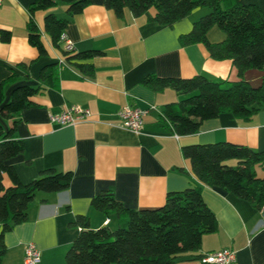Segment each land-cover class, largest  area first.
Wrapping results in <instances>:
<instances>
[{"label": "crops", "instance_id": "obj_1", "mask_svg": "<svg viewBox=\"0 0 264 264\" xmlns=\"http://www.w3.org/2000/svg\"><path fill=\"white\" fill-rule=\"evenodd\" d=\"M35 0H1L0 2V83L14 72L21 78L6 87V100L16 85L41 84V70L60 63L57 87H48L33 97V104L19 114L17 134L25 150L10 159L20 180L29 183L47 168L72 171L70 187L62 192L37 193L30 206L28 220L6 233L7 253L2 264H24L25 249L34 243L41 252L38 264H68L66 253L78 236V215L89 216L91 226L98 228L116 222L91 205L93 196L111 191L129 209L156 208L164 204L169 192L202 185V195L216 214L219 228L203 236L202 246L194 254L231 248L236 258L229 264L264 263V206L261 210L231 192L203 185L183 154V146L228 141L254 150H264V109L250 121L231 113L203 121L193 134L178 135L163 121L166 104L187 97L168 86L157 90L143 80L149 75L161 78H189L198 74L213 79L244 78L253 86L264 83V71L248 69L241 76L229 58H215L202 43L184 44L180 37L192 30L194 22L207 12L196 8L173 26L134 16L123 17L105 5L104 0L90 4L75 15L64 30L75 53L100 52L90 62L92 73L84 72L66 60L45 30V17L54 12L66 15L67 6L38 10L36 23L48 54L39 57L30 44L27 22L29 6ZM264 11V0H242ZM1 29L11 31V39H1ZM211 43L223 42L225 33L213 26L207 32ZM29 69L20 65L30 63ZM65 59V63L63 60ZM72 105L91 111V117L75 125H60L50 120ZM125 105L149 109L140 133L122 126L118 111ZM154 107V108H152ZM5 123V127L10 126ZM264 177V168L257 166ZM6 184H10L8 178ZM46 199L47 201H44ZM1 229V224H0ZM184 264H201L200 259Z\"/></svg>", "mask_w": 264, "mask_h": 264}, {"label": "trees", "instance_id": "obj_2", "mask_svg": "<svg viewBox=\"0 0 264 264\" xmlns=\"http://www.w3.org/2000/svg\"><path fill=\"white\" fill-rule=\"evenodd\" d=\"M107 8L123 17L126 11L142 16L154 10L150 20L173 26L189 16L194 9L207 12L198 18L192 30L181 35L184 44L202 43L215 58H229L241 76L248 69L264 71V11L242 0H104ZM90 0H35L29 6L27 22L30 44L39 51V57L48 54L36 23L38 10H50L66 5V15L49 12L45 30L52 43L62 51L71 64L92 73L90 60L100 54L97 50L75 53L66 50L60 38L71 19L81 13ZM218 26L226 35L223 42L211 43L207 32ZM11 31L1 29V39L8 42ZM30 63L20 65L29 69ZM60 63H51L41 70V84H18L11 98L6 100V87L21 78L13 73L0 83V264L7 253L6 233L28 220L29 209L38 192L49 194L67 190L73 180L72 171L54 167L44 169L38 177L24 183L10 159L23 153L25 143L17 134L19 114L33 104V97L48 87H57ZM264 79V74H263ZM143 82L157 90L172 87L182 100L166 104L162 118L178 135L196 133L203 121L222 113L250 121L264 109V83L253 86L240 78L234 81L213 79L203 74L189 78H161L147 76ZM11 123L8 128L5 123ZM183 154L203 185L219 187L249 201L256 209L264 206V177L257 166L264 168V150L258 151L243 144L220 141L183 146ZM10 180L6 184L5 179ZM44 201H47L44 199ZM91 205L106 217L115 215L116 225L91 226L90 218L78 215L74 224L80 232L70 244L68 264H184L185 260L200 259L194 253L202 246L203 236L218 230V220L202 195V185L169 192L163 205L156 208L129 209L120 203L111 191H103L91 199ZM264 264V263H263Z\"/></svg>", "mask_w": 264, "mask_h": 264}, {"label": "built area", "instance_id": "obj_3", "mask_svg": "<svg viewBox=\"0 0 264 264\" xmlns=\"http://www.w3.org/2000/svg\"><path fill=\"white\" fill-rule=\"evenodd\" d=\"M1 2V0H0ZM60 42L69 51L74 50L72 42L67 38L65 32L62 33ZM65 63V59L63 60ZM154 108V107H152ZM149 109H142L133 105H125L118 114L122 121V126L135 133H140L143 128L144 118ZM91 111L81 105H72L59 113H52L50 120L60 125H75L91 117ZM236 258V251L231 248H223L218 251L204 253L200 258L201 264H229ZM41 252L34 243H29L25 249L24 264H38L41 262Z\"/></svg>", "mask_w": 264, "mask_h": 264}, {"label": "rangeland", "instance_id": "obj_4", "mask_svg": "<svg viewBox=\"0 0 264 264\" xmlns=\"http://www.w3.org/2000/svg\"><path fill=\"white\" fill-rule=\"evenodd\" d=\"M116 225V222L112 223V226H115Z\"/></svg>", "mask_w": 264, "mask_h": 264}]
</instances>
